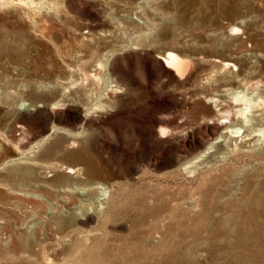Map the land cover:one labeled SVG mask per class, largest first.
I'll return each instance as SVG.
<instances>
[{"label": "rangeland", "instance_id": "obj_1", "mask_svg": "<svg viewBox=\"0 0 264 264\" xmlns=\"http://www.w3.org/2000/svg\"><path fill=\"white\" fill-rule=\"evenodd\" d=\"M24 1L0 2V264H264V154L222 136L183 167L223 135L212 97L264 94V0Z\"/></svg>", "mask_w": 264, "mask_h": 264}, {"label": "bare ground", "instance_id": "obj_2", "mask_svg": "<svg viewBox=\"0 0 264 264\" xmlns=\"http://www.w3.org/2000/svg\"><path fill=\"white\" fill-rule=\"evenodd\" d=\"M0 2L1 3H12L13 0H0ZM24 3L34 4L35 3V0H26V1H24ZM37 3L41 5L42 3H44V0H41V1L39 0V2H37ZM51 4H53V3H51ZM160 58L165 63L166 67H168V68L172 69L173 71H175V73L177 75H179V76H183L188 71V69L190 68V63L191 62L188 59H186L183 56H181L177 52L167 51L166 54L164 56H161ZM229 64H230V62H228V63L227 62H223V66L222 67H225L226 68ZM237 82H239L240 85L241 84H244V83H241L238 80H237ZM260 82L254 84L252 86V88H250L251 86L249 88L250 89H253V90L254 89H256V90L264 89V83H262V82L260 83ZM238 88H239V86H238ZM250 94L247 92V88L246 87L243 88V89H241V90L240 89H234L233 87H227L226 89H224L225 98L223 100H219L216 97H212V102L215 103L217 106H220V109H219L220 114L219 115H221V117H220V120L218 121V126H220L223 129V135L217 137L215 140H213L212 142H210L209 145L206 146L205 149L203 151H201V153H199V155H197V156L195 155V157H193L192 159H190L189 161H187L183 165V167L185 169H188V168L191 167V165H189V164H192L193 165L196 162H198L199 159H201L202 157L204 158L206 155L211 154V152H213L212 148H214L216 146V144H218L221 141H225V139H222L221 140V137L222 136H225L227 139H229V138H240V136H241L242 138L240 139V141L242 140L246 144L251 145V146H254V143L255 142H260L262 144V148L258 149L260 147L259 145H257V146H259L258 148L249 146V148L247 149V151L246 150H244V151H246V152H248V151L252 152L253 153V155H252L253 157L254 156L260 157V156H262L264 154V94H261V93L258 94V92H257V95L256 96H250ZM225 104H229V107L230 108L223 111L224 108H222L221 106H224ZM225 111L227 112V114H226L227 116L224 119L229 118L228 121H225V120L222 119V117H224L223 115H224ZM242 129H245V130L243 131L242 135H240V131ZM160 132L162 134L165 133V129L163 128ZM71 134L77 136L79 134V132H72ZM256 144H258V143H256ZM236 149H237V147H235V148H233L231 150H236ZM243 149H245V147L244 146H241V148H239V151L240 150H243ZM241 157H242V154H241ZM70 171H72V170H69V172ZM191 172L194 173V170H192ZM21 173H22V171H21ZM257 177H258V175H257ZM95 188H100V196L98 198H99V200H102V202H99V204L97 205V209L98 210H103L106 206H108V204H106V206L104 204L106 203V200L105 199L107 198V191H109V190H106V188L104 186H102V185H98ZM256 196H257V193H256ZM254 197H255V195H254ZM113 198H114V196L111 197V195H110V199H113ZM261 199H262V197H261ZM253 200H255V198ZM259 201H261L260 198H259ZM194 207H196V205ZM249 210H251V208ZM247 212H249V211H247ZM250 215H251V213H250ZM254 216H257V215H254ZM186 217H189V215L186 214ZM193 219L194 218H192V220ZM246 219H248V218H246ZM206 220H207V217H202V219L200 218V222L201 221H204L205 222ZM194 221H195V219H194ZM260 221H262V220H260ZM147 227L150 228V234H148V232L146 234H148V235H150L152 237L153 236L156 237L157 234H155V233H157V230L156 229L155 230H151V227H149V226H147ZM260 229H264V228L263 227L262 228L261 227H258L257 230H260ZM239 231H241V229ZM252 232H253V230H252ZM257 233H258V231H257ZM260 233H262V232H260ZM175 235L176 234L170 235V236H173L171 238H167V234L162 235L164 237V238L161 239V240H164V243H162L163 245L153 246L154 245L153 244L152 245L153 247L151 248V250L147 254H145V255L147 257L150 256V255H152L153 257H155L157 254H162V255L165 254L166 256L167 255H172V257L173 256H176L177 250H181L180 249L181 247L178 246V243H174L173 242ZM247 240L249 241L248 238H247ZM248 241L239 242L237 244V247L240 250L239 251L235 250L236 252L233 251V252H235L234 254H236L237 256H240V255L242 256L243 255V250H244V249L242 250V247H244ZM95 246H96V244H94L89 249L87 248V250H86L85 253L79 255V260L82 261V262H84L85 264H98L97 263L99 261L98 251H100V250H99V246L98 247H95ZM247 249H248V247H247ZM254 250H255V252H257L261 256V261L263 262L264 261V241L261 244H256ZM187 251L188 252L190 251V248L189 247L187 248ZM251 252L252 251H250L249 253H251ZM163 259H164V256H163ZM165 260H166V258H165ZM236 260H234V261H236ZM231 262L232 261H230V263H228V264H237V261L235 263H231ZM215 264H217V262H215Z\"/></svg>", "mask_w": 264, "mask_h": 264}]
</instances>
